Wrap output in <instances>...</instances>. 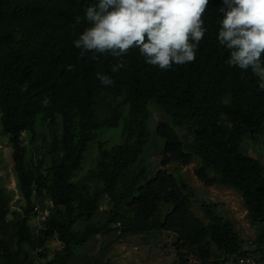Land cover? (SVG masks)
I'll return each instance as SVG.
<instances>
[{"label":"trees","instance_id":"obj_1","mask_svg":"<svg viewBox=\"0 0 264 264\" xmlns=\"http://www.w3.org/2000/svg\"><path fill=\"white\" fill-rule=\"evenodd\" d=\"M91 2L0 0V129L11 144L23 201L12 210L14 193L0 183V264H34L33 250L42 264H68L112 225L120 237L175 233L181 264L241 258L261 264L264 153L245 154L243 144L264 135V88L251 70L226 63L229 52L216 39L221 0H210L204 14L208 31L196 59L167 71L146 64L137 49L122 58L81 57L73 41L89 25L76 24V17ZM120 59L124 67L113 73ZM97 73L114 83L103 85ZM156 109L161 115L153 122ZM107 129L120 133V141L101 140ZM36 141L41 146L33 147ZM91 143L95 151L87 156ZM157 151L163 168L150 158ZM193 162L205 185L241 194L258 230L252 241L217 203L201 204L205 219L194 212L195 188L181 168ZM172 163L175 171L166 168ZM56 240L61 248L51 250Z\"/></svg>","mask_w":264,"mask_h":264},{"label":"clouds","instance_id":"obj_2","mask_svg":"<svg viewBox=\"0 0 264 264\" xmlns=\"http://www.w3.org/2000/svg\"><path fill=\"white\" fill-rule=\"evenodd\" d=\"M210 0H92L84 8L89 25L73 41L80 56L93 54L126 56L137 49L144 62L162 71L193 62L208 31L204 14ZM216 39L227 49L230 67L251 72L264 88V0H221ZM95 58V56H94ZM73 65L67 70L72 71ZM124 67H112L116 73ZM105 86L114 81L97 73ZM48 103L47 100L44 101ZM46 218L49 214L44 215ZM119 225V224H118Z\"/></svg>","mask_w":264,"mask_h":264},{"label":"rangeland","instance_id":"obj_3","mask_svg":"<svg viewBox=\"0 0 264 264\" xmlns=\"http://www.w3.org/2000/svg\"><path fill=\"white\" fill-rule=\"evenodd\" d=\"M160 115L161 110L156 109L153 111V122L159 120ZM30 135V132H26L23 135L25 145H29ZM120 138V133L113 129L105 130L103 135L100 136L101 140H108L111 144L116 141H120ZM46 144H48V142H45L43 145V153L47 151V147L45 146ZM37 146H41L39 141H36L33 147ZM91 146L92 143L87 151V156L92 151H95V149H92ZM11 151V144L8 137L5 136L2 129H0V183L5 186L7 190L14 193L13 201L11 203L12 210L20 211L23 201L21 200L22 197L17 187V179L13 169ZM243 152L254 157H257L261 152L264 153V135L262 137L260 136L258 140L246 141L243 144ZM95 154H97V149ZM150 158L153 160V164H156V168H163L160 164L162 155L158 151L151 153ZM34 161L36 162V159H34ZM50 161L51 159L49 156L46 164L50 163ZM89 163H86V166ZM196 164V162H193L188 166H181L184 179H186L195 188L196 194L192 199V209L194 212L199 217L205 219L201 209V204L217 203V211L232 218L240 234L248 241H252L257 236L258 230L249 222L247 210L244 206L241 194L232 188L205 185L195 174ZM177 166L179 165L172 163L166 168L170 171H175ZM100 208L102 210H106L108 208L107 197H104L101 201ZM47 213L48 210H45L44 215H47ZM32 221L36 224H40L38 219L35 220L34 218ZM114 226L115 225H112L113 230L108 233L106 231H101L96 234V236H94L90 242H87L88 244L85 245L83 250L84 254H77L74 258L68 261V264H94L95 262L98 264H181L179 263V257L176 250L175 243L177 236L175 233L170 231H153L145 234L124 233L123 236L120 237V234H122L121 229H115L116 227ZM84 228L85 226L82 225L81 229ZM55 242L50 243L49 247L51 250L61 248L59 242L57 240ZM103 247L108 249L106 254L102 252L104 251L102 250ZM31 253L34 257V264L43 263L44 259L38 257L34 250L31 251ZM49 255L51 256L52 253L50 252ZM252 257H256V255L252 254ZM189 264L199 263L192 259ZM231 264L246 263H241L239 259L238 262L233 260ZM249 264L260 263L253 259ZM261 264H264V259L261 261Z\"/></svg>","mask_w":264,"mask_h":264},{"label":"built area","instance_id":"obj_4","mask_svg":"<svg viewBox=\"0 0 264 264\" xmlns=\"http://www.w3.org/2000/svg\"><path fill=\"white\" fill-rule=\"evenodd\" d=\"M47 214H49V211H48ZM240 262H241V263H248V264H249V263H251V260H250V258H247V259L241 258V259H240Z\"/></svg>","mask_w":264,"mask_h":264}]
</instances>
